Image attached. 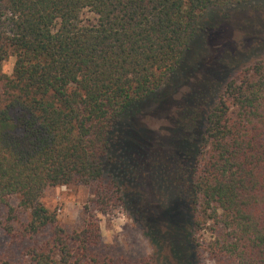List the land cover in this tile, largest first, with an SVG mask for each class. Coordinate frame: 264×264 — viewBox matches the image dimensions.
Returning a JSON list of instances; mask_svg holds the SVG:
<instances>
[{
	"label": "trees",
	"instance_id": "16d2710c",
	"mask_svg": "<svg viewBox=\"0 0 264 264\" xmlns=\"http://www.w3.org/2000/svg\"><path fill=\"white\" fill-rule=\"evenodd\" d=\"M259 1L0 0V59L17 57L0 74L17 244L0 264H158L101 249L95 213L120 206L175 264H264V58L207 91L188 66L211 21ZM60 184L91 189L71 230L40 201Z\"/></svg>",
	"mask_w": 264,
	"mask_h": 264
},
{
	"label": "rangeland",
	"instance_id": "374dc122",
	"mask_svg": "<svg viewBox=\"0 0 264 264\" xmlns=\"http://www.w3.org/2000/svg\"><path fill=\"white\" fill-rule=\"evenodd\" d=\"M83 17L92 18V14L86 12ZM210 24L198 44L196 56L188 63L189 72L192 74L190 84L203 87L206 91L209 86H213L236 66L264 58V0L235 6L229 9L226 15H218ZM145 121L152 128H157L161 124L160 121L155 122L150 119ZM67 186L73 195L82 194L78 197L80 207L76 209L74 205L72 206L76 211L75 217L69 218L66 214L62 215V205H57L52 211L67 229L71 230L82 223L85 216L84 205L91 194V189L86 185ZM54 187L46 189L49 196L53 194ZM144 189L147 192L149 187ZM148 196L151 197L150 194ZM127 215L129 222L123 226L121 232L108 237L100 230L101 249L111 254L114 259H126L130 263H135L137 260L144 262L147 259L150 260L152 256L158 264H175L168 252L155 250L139 225L128 213ZM98 222L100 223L99 218ZM207 236L206 233L205 238ZM16 247V240L0 229V251H11Z\"/></svg>",
	"mask_w": 264,
	"mask_h": 264
},
{
	"label": "clouds",
	"instance_id": "9594fccd",
	"mask_svg": "<svg viewBox=\"0 0 264 264\" xmlns=\"http://www.w3.org/2000/svg\"><path fill=\"white\" fill-rule=\"evenodd\" d=\"M17 57L14 53H9L6 57L0 59V74L8 77L14 75L15 65ZM52 195L49 196L47 190L44 195L40 198L41 203L49 211H52L57 205H62L61 214L67 215L69 218H74L76 215V209L80 207V201L78 199L81 193L73 195L68 186L64 184L56 185L52 189ZM67 193V195H63ZM96 216L99 218V227L103 235L112 236L114 233H119L123 230V226L129 222V217L126 210L120 207H113L109 213H101L96 211ZM110 225V227H109Z\"/></svg>",
	"mask_w": 264,
	"mask_h": 264
}]
</instances>
